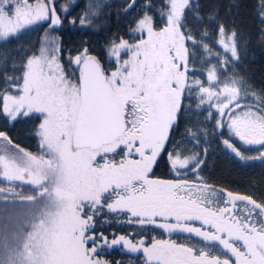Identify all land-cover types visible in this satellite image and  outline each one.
Segmentation results:
<instances>
[{"label": "snow or ice", "instance_id": "1", "mask_svg": "<svg viewBox=\"0 0 264 264\" xmlns=\"http://www.w3.org/2000/svg\"><path fill=\"white\" fill-rule=\"evenodd\" d=\"M257 48L264 0H0V264H264Z\"/></svg>", "mask_w": 264, "mask_h": 264}, {"label": "trees", "instance_id": "2", "mask_svg": "<svg viewBox=\"0 0 264 264\" xmlns=\"http://www.w3.org/2000/svg\"><path fill=\"white\" fill-rule=\"evenodd\" d=\"M61 2H65V0H61ZM217 2H219L221 5H225L229 2V0H217ZM249 2H252V0H249ZM223 11L224 9L221 8L222 13ZM254 55H255V64L253 65V67L256 69V79L259 80L260 68H261V65L264 64V54H262L260 49L257 48L255 50ZM27 143H34V142L27 141ZM215 159H216V174L217 175L227 174L229 170L233 168V165H231L229 161L227 160V158H225L224 156L221 155L219 157H216ZM234 175L235 173L233 172V176ZM173 238L175 239L176 237H173Z\"/></svg>", "mask_w": 264, "mask_h": 264}, {"label": "flooded vegetation", "instance_id": "3", "mask_svg": "<svg viewBox=\"0 0 264 264\" xmlns=\"http://www.w3.org/2000/svg\"><path fill=\"white\" fill-rule=\"evenodd\" d=\"M3 184V180H2V178H0V185H2ZM25 189H27V188H25ZM18 190H19V187H18Z\"/></svg>", "mask_w": 264, "mask_h": 264}, {"label": "rangeland", "instance_id": "4", "mask_svg": "<svg viewBox=\"0 0 264 264\" xmlns=\"http://www.w3.org/2000/svg\"><path fill=\"white\" fill-rule=\"evenodd\" d=\"M25 191H28V189H24ZM164 238H167V237H164Z\"/></svg>", "mask_w": 264, "mask_h": 264}]
</instances>
